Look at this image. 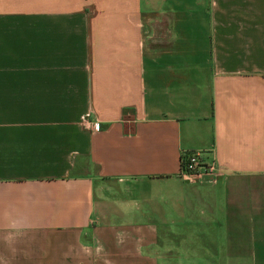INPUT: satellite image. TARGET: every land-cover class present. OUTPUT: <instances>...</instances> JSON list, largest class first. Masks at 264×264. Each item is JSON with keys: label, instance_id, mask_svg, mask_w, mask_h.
<instances>
[{"label": "crops", "instance_id": "obj_1", "mask_svg": "<svg viewBox=\"0 0 264 264\" xmlns=\"http://www.w3.org/2000/svg\"><path fill=\"white\" fill-rule=\"evenodd\" d=\"M0 264H264V0H0Z\"/></svg>", "mask_w": 264, "mask_h": 264}, {"label": "built area", "instance_id": "obj_2", "mask_svg": "<svg viewBox=\"0 0 264 264\" xmlns=\"http://www.w3.org/2000/svg\"><path fill=\"white\" fill-rule=\"evenodd\" d=\"M98 125H91V130L96 131ZM215 167L212 163H204L200 159V154L197 152L183 153L180 156V171L179 177L185 182H191L199 176L213 177L215 175Z\"/></svg>", "mask_w": 264, "mask_h": 264}, {"label": "rangeland", "instance_id": "obj_3", "mask_svg": "<svg viewBox=\"0 0 264 264\" xmlns=\"http://www.w3.org/2000/svg\"><path fill=\"white\" fill-rule=\"evenodd\" d=\"M154 1L157 2V0H154ZM146 2H147V0H141L142 8L146 5ZM96 194H98V190H96ZM107 195L111 196V199L110 200H116V199L119 200L122 197L121 191L115 193L113 190H109L108 193H107Z\"/></svg>", "mask_w": 264, "mask_h": 264}]
</instances>
